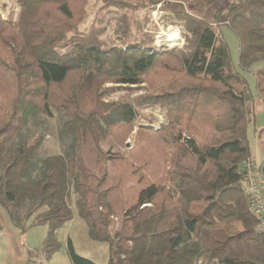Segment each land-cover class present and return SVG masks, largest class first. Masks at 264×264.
Wrapping results in <instances>:
<instances>
[{
    "label": "trees",
    "instance_id": "16d2710c",
    "mask_svg": "<svg viewBox=\"0 0 264 264\" xmlns=\"http://www.w3.org/2000/svg\"><path fill=\"white\" fill-rule=\"evenodd\" d=\"M80 1L15 0L18 18L0 16V207L12 226L47 228L46 261L76 215L90 241L106 244L107 264H264L240 173L252 158L255 99L220 33L184 2L166 3L167 20L182 25L181 48L92 46L71 26ZM224 18L238 38L237 66L254 71L264 103V0L228 4ZM127 26L119 19L115 30ZM141 87L133 100H110ZM147 109L164 121L138 125L129 152L123 143ZM54 112L71 143L36 160L47 132L30 135L33 120ZM142 159L148 184L136 170ZM66 253L70 264H95L69 240Z\"/></svg>",
    "mask_w": 264,
    "mask_h": 264
},
{
    "label": "rangeland",
    "instance_id": "374dc122",
    "mask_svg": "<svg viewBox=\"0 0 264 264\" xmlns=\"http://www.w3.org/2000/svg\"><path fill=\"white\" fill-rule=\"evenodd\" d=\"M156 1L106 0L104 2L103 0H81L72 9L73 20L71 26L75 27L79 40L82 38L83 42L91 43L92 46L110 48L126 44L139 45L148 49L160 46L168 49L181 48L184 45L182 25L178 21L169 22L166 18L167 11H164L165 9L163 8L166 3H185L183 6L184 10L190 8L196 17L208 21L214 31L218 35L220 33L223 41L228 46L231 64L247 81L249 91L255 99L254 115L247 132L251 152L250 157L253 158L256 164L261 163L264 160V103L257 99L254 71L252 69L251 71H242L237 66L238 38L227 26L224 18L225 7L228 4H237L238 0H209L207 2L204 0H162L160 3H156ZM0 7L4 11L0 15L3 21H9L11 18L16 20L18 18L15 0H0ZM123 18L128 23L126 33L115 30L117 20H122ZM82 41L79 42L81 43ZM109 86L110 84L105 85V87ZM142 88H134L129 92L118 91L110 100L117 102L120 100H133L144 95L141 91ZM59 117L60 115L54 112L52 119L41 118L33 120V122L35 121L36 129L31 131L30 135L47 132L36 151V160L62 154L70 145L71 139L63 131ZM163 119L164 116L154 109L141 111L139 118L131 127L132 132L123 143L125 148L130 149L129 152L137 151L135 150L137 145L133 147L132 137L138 125L147 124L151 125V127H158L163 123ZM26 131L27 129L24 130V132ZM140 144L143 145V142L138 143V145ZM121 151H124L123 148ZM114 152L116 151L114 150ZM142 160L145 165L137 163L136 170L143 176L141 184H148L153 181V178L147 175V161L145 159ZM0 229L3 231L0 236V258L6 260V262L9 260L13 264H70L66 253L67 240H69L76 255L89 259L95 264H107L108 251L106 244L90 241L87 237L86 225L76 215L57 231V242L60 248L56 256L48 262H44L42 259V249L32 252L38 255L34 262L26 260L25 257L26 250L42 248L47 233L45 226L30 228L22 235L10 225L5 211L0 207ZM236 229L241 230V225L236 224ZM9 231H12L15 235H12Z\"/></svg>",
    "mask_w": 264,
    "mask_h": 264
},
{
    "label": "built area",
    "instance_id": "2783aa9c",
    "mask_svg": "<svg viewBox=\"0 0 264 264\" xmlns=\"http://www.w3.org/2000/svg\"><path fill=\"white\" fill-rule=\"evenodd\" d=\"M241 190L249 216L255 221V231L264 235V176L260 163L247 158L241 163Z\"/></svg>",
    "mask_w": 264,
    "mask_h": 264
},
{
    "label": "crops",
    "instance_id": "0c3cea01",
    "mask_svg": "<svg viewBox=\"0 0 264 264\" xmlns=\"http://www.w3.org/2000/svg\"><path fill=\"white\" fill-rule=\"evenodd\" d=\"M6 214V213H5ZM7 215V214H6ZM8 217V216H7ZM8 221H9V223H10V225L12 226V224H11V222H10V220H9V218H8ZM70 222V221H69ZM13 227V226H12ZM14 228V227H13ZM34 228V227H33ZM14 229H16V228H14ZM17 230V229H16ZM3 231L0 229V236H1V233H2ZM12 235H15V234H13V232L12 231H9ZM17 232L18 233H20V234H25L26 232H24V233H22V232H20L19 230H17ZM41 248H39V249H34V250H26V254H25V257H26V260H29V261H31V262H34L36 259H37V254H33L32 252L33 251H36V250H40ZM57 253V252H56ZM56 253L55 254H53L52 256H51V258L49 259L50 261L56 256ZM43 259V261L44 262H48V261H46V260H44V258H42ZM69 261V260H68ZM8 262H9V260H8ZM6 262V260H2L1 258H0V264H13V262ZM70 263V262H69ZM39 264H41V263H39ZM66 264V263H65Z\"/></svg>",
    "mask_w": 264,
    "mask_h": 264
}]
</instances>
